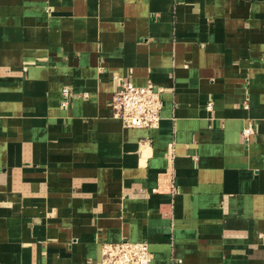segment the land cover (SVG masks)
Here are the masks:
<instances>
[{"label":"crops","instance_id":"0c3cea01","mask_svg":"<svg viewBox=\"0 0 264 264\" xmlns=\"http://www.w3.org/2000/svg\"><path fill=\"white\" fill-rule=\"evenodd\" d=\"M116 75L166 88L159 127L113 115ZM121 240L264 264V0H0V264Z\"/></svg>","mask_w":264,"mask_h":264},{"label":"built area","instance_id":"2783aa9c","mask_svg":"<svg viewBox=\"0 0 264 264\" xmlns=\"http://www.w3.org/2000/svg\"><path fill=\"white\" fill-rule=\"evenodd\" d=\"M115 87L111 106L113 115L126 127L157 128L162 119L165 87L152 80L146 85H136L131 78L114 77ZM74 92L71 87L62 89V105L68 107ZM88 97V93H83ZM254 133L252 124L247 125L243 134L246 140ZM151 252L146 241L121 240L105 242L99 264H150Z\"/></svg>","mask_w":264,"mask_h":264}]
</instances>
